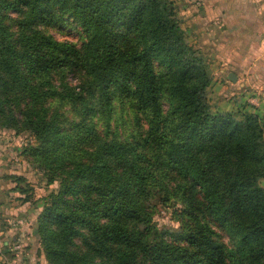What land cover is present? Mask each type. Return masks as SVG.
Returning a JSON list of instances; mask_svg holds the SVG:
<instances>
[{"label": "trees", "instance_id": "1", "mask_svg": "<svg viewBox=\"0 0 264 264\" xmlns=\"http://www.w3.org/2000/svg\"><path fill=\"white\" fill-rule=\"evenodd\" d=\"M179 10L0 0V136L33 139L21 155L49 191L33 199L8 160L0 180L35 205L47 264H264V124L249 104H211L216 57Z\"/></svg>", "mask_w": 264, "mask_h": 264}, {"label": "crops", "instance_id": "2", "mask_svg": "<svg viewBox=\"0 0 264 264\" xmlns=\"http://www.w3.org/2000/svg\"><path fill=\"white\" fill-rule=\"evenodd\" d=\"M176 2L178 5L181 4L179 15H182L183 26L195 25L196 28L190 34L200 33L202 45L212 52L216 57L215 60H219L225 66L222 68L224 74L236 76L235 80L229 79L230 86L219 84L221 99L231 102L232 99L226 89L236 88L233 86L235 83L243 85L239 95L242 96L244 106L249 104L248 109L257 113L264 124L262 99L264 96V0H176ZM195 9L198 11L196 12ZM189 20L190 25H186ZM246 73L248 75L245 77ZM256 85L259 87L253 89ZM252 89L253 92L250 94ZM229 105L226 106V111L230 110ZM233 107L236 109L235 106ZM4 210L3 214H14L13 208ZM1 220L2 218L0 225H2ZM14 220V217H9L2 221L3 228L14 230ZM3 228H0V234ZM21 229L25 234L30 235L27 236L28 240H25L26 246L31 245L27 256L29 260L25 264H47L43 253L41 255L35 253L38 245L32 234L33 227H28L27 224ZM27 241L30 242L29 245Z\"/></svg>", "mask_w": 264, "mask_h": 264}, {"label": "rangeland", "instance_id": "3", "mask_svg": "<svg viewBox=\"0 0 264 264\" xmlns=\"http://www.w3.org/2000/svg\"><path fill=\"white\" fill-rule=\"evenodd\" d=\"M181 7V4H180ZM197 12L198 9H195ZM182 16V15H181ZM191 21L189 20L186 22V25H190ZM51 33L54 35L55 38L58 40H68V41H77V35L75 33H69V32H62L58 30L57 28H52ZM211 70L214 74V80L213 84L210 88L209 93V100L211 104L218 110L226 111V106H237L236 108H242L244 107V101H242V96L239 95V91L243 89V85H237L236 83L233 85L236 88H230L226 89V92L229 93V97L232 99L230 100H222L220 96V88L221 86L219 84H223L226 87L229 85V75H225L222 71L223 67H225L223 64L220 63L219 60H213L210 63ZM248 73L244 74L246 77ZM254 75V73H253ZM76 79L71 78V81L75 83ZM245 84V83H243ZM238 87V88H237ZM259 86H254V88ZM253 89L250 90V94L253 92ZM232 90V91H231ZM264 95V94H263ZM262 99L264 100V96H262ZM231 108H229L231 110ZM234 110V107L232 108ZM30 143H34L33 139L28 134H22L19 136H0V166H2L1 162H4V160H8L9 164L18 165L17 168H12L14 170H11L15 174H21L27 178L29 182H31L33 186V193L32 198L33 199H40L42 196L46 195L48 193L49 188L46 186V181L42 173L33 171L31 168V165L29 162L25 159L23 155H21V152L25 146H28ZM11 152L9 159L5 158V155L7 153ZM20 167V168H19ZM15 182L10 181L9 179H2L0 180V202L5 200V194L8 195V202L9 208L14 210V214H1L2 220L1 222L5 221V219H9V217H14V221L18 219H22L24 222H27L28 227L32 226V220L35 218L36 210L34 209L35 205L27 202H23L22 198L25 197L24 194H21L18 191L12 190V188L15 186ZM7 221V220H6ZM156 221L160 227H166V228H176L178 226V223L174 220L172 210L167 208H161L159 210V213L156 215ZM14 230L4 229L2 230V234H0V264H25L28 259V251L31 248V245L27 247V252L24 251H16L13 250V238L21 233V228L19 226L15 227L14 224ZM19 227V228H18ZM1 228V227H0ZM1 233V232H0ZM24 240H28L27 236H30L29 234L23 233ZM225 240H227L226 237H224ZM26 242V241H25ZM41 250V249H40ZM36 253V251H35ZM41 255V252H40ZM7 259V261L5 260Z\"/></svg>", "mask_w": 264, "mask_h": 264}, {"label": "built area", "instance_id": "4", "mask_svg": "<svg viewBox=\"0 0 264 264\" xmlns=\"http://www.w3.org/2000/svg\"><path fill=\"white\" fill-rule=\"evenodd\" d=\"M26 222H24L22 219H18L15 221V226H19V227H23L25 226ZM24 245H25V240L23 238V235L22 234H19V235H16L14 238H13V250H16V251H22L23 248H24Z\"/></svg>", "mask_w": 264, "mask_h": 264}, {"label": "water", "instance_id": "5", "mask_svg": "<svg viewBox=\"0 0 264 264\" xmlns=\"http://www.w3.org/2000/svg\"><path fill=\"white\" fill-rule=\"evenodd\" d=\"M229 78H230L231 80H235V79H236V76H235L234 74H230Z\"/></svg>", "mask_w": 264, "mask_h": 264}]
</instances>
